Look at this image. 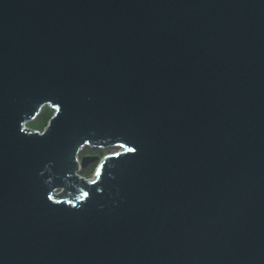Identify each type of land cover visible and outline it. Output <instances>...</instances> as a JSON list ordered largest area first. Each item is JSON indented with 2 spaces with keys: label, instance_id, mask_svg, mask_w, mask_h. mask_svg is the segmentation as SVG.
Returning <instances> with one entry per match:
<instances>
[{
  "label": "water",
  "instance_id": "obj_1",
  "mask_svg": "<svg viewBox=\"0 0 264 264\" xmlns=\"http://www.w3.org/2000/svg\"><path fill=\"white\" fill-rule=\"evenodd\" d=\"M0 264H264V0H0Z\"/></svg>",
  "mask_w": 264,
  "mask_h": 264
},
{
  "label": "rangeland",
  "instance_id": "obj_2",
  "mask_svg": "<svg viewBox=\"0 0 264 264\" xmlns=\"http://www.w3.org/2000/svg\"><path fill=\"white\" fill-rule=\"evenodd\" d=\"M55 110L50 106L46 105L41 110L40 114L33 120L27 122L25 126L31 130H36L39 132H43L45 127L48 126L49 121L54 116ZM120 147H108V148H91L86 146L83 150L80 151L78 159L79 163H81V159L84 156H96L98 160L89 163L86 168H80L78 171V176L81 179L86 181H94L97 173V169L100 166L101 160L109 155L116 154L120 151ZM57 193H61L59 190Z\"/></svg>",
  "mask_w": 264,
  "mask_h": 264
},
{
  "label": "trees",
  "instance_id": "obj_3",
  "mask_svg": "<svg viewBox=\"0 0 264 264\" xmlns=\"http://www.w3.org/2000/svg\"><path fill=\"white\" fill-rule=\"evenodd\" d=\"M88 147H91V146H88ZM115 147H120V146H115ZM91 148H104V147H91ZM106 148H108V147H106Z\"/></svg>",
  "mask_w": 264,
  "mask_h": 264
},
{
  "label": "built area",
  "instance_id": "obj_4",
  "mask_svg": "<svg viewBox=\"0 0 264 264\" xmlns=\"http://www.w3.org/2000/svg\"><path fill=\"white\" fill-rule=\"evenodd\" d=\"M24 126H25V125H24ZM25 127H26V126H25ZM56 194H59V193L56 192Z\"/></svg>",
  "mask_w": 264,
  "mask_h": 264
}]
</instances>
